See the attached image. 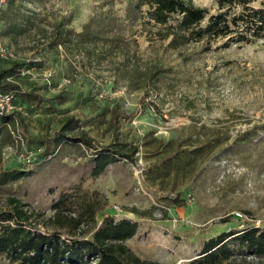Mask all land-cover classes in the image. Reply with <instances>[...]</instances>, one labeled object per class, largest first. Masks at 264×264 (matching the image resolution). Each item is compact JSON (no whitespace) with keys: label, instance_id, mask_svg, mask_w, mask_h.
Wrapping results in <instances>:
<instances>
[{"label":"rangeland","instance_id":"rangeland-1","mask_svg":"<svg viewBox=\"0 0 264 264\" xmlns=\"http://www.w3.org/2000/svg\"><path fill=\"white\" fill-rule=\"evenodd\" d=\"M137 1L0 0L1 41L15 56L0 58V70L20 63L22 89L49 99L34 108L17 97L18 123L2 128L0 172L26 176L0 186V206L14 197L47 218L61 193L79 188L103 206L98 222L110 215L138 223L126 243L140 258L189 264L223 232L255 222L264 230V40L207 53L194 44L171 49L149 38L155 28L142 29L147 8ZM193 3L208 11L203 25L218 12L216 0ZM250 5L264 9V0ZM145 67L160 71L134 91ZM115 104L132 115L118 131L110 126ZM66 125L97 149L138 144L135 163L119 161L93 177L95 149L63 143L44 156L40 140ZM177 195L181 206L171 201ZM0 264L10 263L0 256Z\"/></svg>","mask_w":264,"mask_h":264},{"label":"trees","instance_id":"trees-1","mask_svg":"<svg viewBox=\"0 0 264 264\" xmlns=\"http://www.w3.org/2000/svg\"><path fill=\"white\" fill-rule=\"evenodd\" d=\"M252 1L216 0L218 12L208 16L204 25L202 23L208 11L194 5L193 0H138L136 7L147 8L141 27L155 28L154 32L150 29L149 38L167 41V47L171 49L200 45V52L207 53L264 40V9L252 7ZM66 33L70 35L71 31L67 30ZM20 71L21 64L15 62L9 68L0 70V92H11L14 104L17 97L22 104L34 108L47 103L49 99L22 89L18 82ZM159 71L145 67L133 90L147 89L151 77ZM54 99L58 104L65 101L62 96ZM15 106L20 108V105ZM19 114V110H16L11 115L0 117V137L2 128L8 127L9 123H18ZM131 116L115 104L110 117L112 130L118 131L120 120H127ZM70 123L71 119H67V125ZM67 125L55 131L52 137L45 136L40 140L44 146V156L53 155L54 147L63 143L95 149L91 171L93 177L119 161L135 163L138 144L119 141L97 149L88 138L73 136L65 129ZM177 152L174 154L177 155ZM163 154L165 152L162 151ZM24 176L25 172L20 170L0 172V186L16 182ZM171 201L176 206L183 205L178 195ZM50 209L52 214L44 218L42 214L27 208L19 199L7 198L4 206H0V256L10 264H162L140 258L127 246L126 242L138 230L137 222L116 220L110 215L102 216L98 222L96 217L103 206L79 188L61 193ZM128 211L139 217H146L149 213L136 208ZM230 244L241 249L240 256H232L234 250L230 249ZM247 255L260 262L264 259V230L253 225L240 231L223 232L205 241L198 260L189 264H236L237 261L250 264Z\"/></svg>","mask_w":264,"mask_h":264},{"label":"built area","instance_id":"built-area-1","mask_svg":"<svg viewBox=\"0 0 264 264\" xmlns=\"http://www.w3.org/2000/svg\"><path fill=\"white\" fill-rule=\"evenodd\" d=\"M14 54L12 50L8 49L1 41V35H0V58H6V59H14ZM21 110V108H18L14 104V96L11 92H0V117L11 115L14 111ZM13 151L12 146H8L5 148L4 152L11 153ZM234 216L244 221L246 217L241 212H235ZM256 224L253 225L255 227H258V222H255Z\"/></svg>","mask_w":264,"mask_h":264}]
</instances>
